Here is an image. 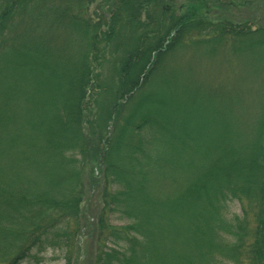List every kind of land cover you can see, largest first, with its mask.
I'll use <instances>...</instances> for the list:
<instances>
[{
	"label": "trees",
	"instance_id": "obj_1",
	"mask_svg": "<svg viewBox=\"0 0 264 264\" xmlns=\"http://www.w3.org/2000/svg\"><path fill=\"white\" fill-rule=\"evenodd\" d=\"M182 1L0 0V264L69 262L99 186L93 264H264V90L256 130L223 152L216 108L159 87L179 51L239 57L264 26L208 11L246 0Z\"/></svg>",
	"mask_w": 264,
	"mask_h": 264
},
{
	"label": "rangeland",
	"instance_id": "obj_2",
	"mask_svg": "<svg viewBox=\"0 0 264 264\" xmlns=\"http://www.w3.org/2000/svg\"><path fill=\"white\" fill-rule=\"evenodd\" d=\"M98 1L103 2V0ZM190 1L193 0H183L182 2L190 4ZM224 4L229 5H225V8L222 7L221 9L210 8V10H207L210 11L213 18L226 17L232 21H251L255 26H264V0H246L242 5H238V2L233 5H230L229 2H223ZM226 50L227 47L222 46V49L214 55H207L205 50L200 48L179 51L169 58L164 66V70L167 72L175 71V76H177V73L180 74L179 71H182L183 74L175 79L178 84L176 82L177 85L170 83V85L166 84L164 87L159 85L161 89L167 92L165 95L170 98L169 101H172L174 106L178 103L176 107L180 110L181 104L179 102L185 97L183 95L185 90L186 93H191V91L195 93L194 97H189V99L191 102L196 101L202 110L208 104L214 107V110L216 108L218 114L209 117L205 113L204 116L207 115L208 117L210 123H207L206 126L210 129L213 128L211 127L212 121L214 123L218 122V124L220 122L219 125L221 126L217 135L225 138L226 142L219 143L220 140L216 139L218 143L215 144L219 150L231 147L229 141L232 142L237 139H239V145L242 146L247 138L243 137L246 129L244 125L246 127L247 125L252 126V128L254 127L253 130H256L259 99L264 90V48L246 52L247 54H241L239 57L231 56ZM256 64H258L259 69L254 73H249L248 67L244 69V65L255 67ZM57 72V69H54V75ZM44 76L46 75H36L38 78ZM29 77H32L30 73ZM159 79L160 76L158 75ZM152 83L149 88L154 89ZM196 88L201 89L197 91ZM226 95L238 98V103L221 102L220 100H225ZM175 97L177 99H173ZM188 109L189 107L185 105V114ZM213 151L211 149L207 154L212 156L215 154ZM101 193L102 187L99 186L83 198L81 203L82 212L78 221L79 228L76 233L77 237L72 242L69 262L67 261L66 252L64 255V252L60 249L51 248L39 254L37 258H28L22 261L21 264H93L96 241L99 236L96 224L101 215ZM86 197L87 199H85ZM231 206L233 210L239 211L237 202H234ZM87 218L93 225L85 224Z\"/></svg>",
	"mask_w": 264,
	"mask_h": 264
}]
</instances>
